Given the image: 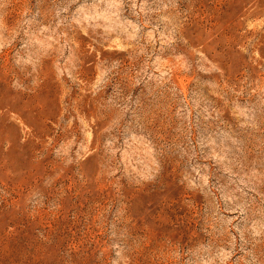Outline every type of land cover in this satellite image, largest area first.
Listing matches in <instances>:
<instances>
[{"label":"rangeland","instance_id":"rangeland-1","mask_svg":"<svg viewBox=\"0 0 264 264\" xmlns=\"http://www.w3.org/2000/svg\"><path fill=\"white\" fill-rule=\"evenodd\" d=\"M0 264H264V0H0Z\"/></svg>","mask_w":264,"mask_h":264}]
</instances>
